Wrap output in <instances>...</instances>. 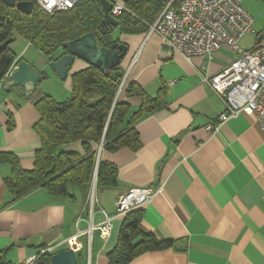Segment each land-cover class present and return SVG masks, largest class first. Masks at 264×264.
<instances>
[{"label":"crops","instance_id":"crops-1","mask_svg":"<svg viewBox=\"0 0 264 264\" xmlns=\"http://www.w3.org/2000/svg\"><path fill=\"white\" fill-rule=\"evenodd\" d=\"M18 39L9 50L34 71H43L45 84L58 89L65 82L71 92V76L87 64L75 60L61 81L47 68L49 59L39 58L35 47ZM112 39L127 46L120 64L127 80L151 97L163 90L166 104L135 125L138 151H99L98 158L117 167L118 182L114 188L97 189L93 206L82 200L77 188L70 191L74 201L42 189L13 201L6 188L11 169L1 164L0 264H26L55 245L59 247L54 252L72 250L77 264H109L107 254L116 247L124 220L115 215L116 199L133 188L158 187L153 200L138 209L140 229L172 245L128 264H264V133L255 118L245 114L206 130L217 122L224 105L202 78L220 72L235 55L221 49L211 60L197 56L187 61L155 33L118 31ZM21 93H6L0 85V153L13 155L28 171L40 148L33 129L39 119L34 102L49 94L44 84L29 97ZM120 100L132 110L141 104L139 97L124 94ZM61 149L83 154L80 143ZM104 216L112 219L108 234L100 229Z\"/></svg>","mask_w":264,"mask_h":264},{"label":"trees","instance_id":"trees-1","mask_svg":"<svg viewBox=\"0 0 264 264\" xmlns=\"http://www.w3.org/2000/svg\"><path fill=\"white\" fill-rule=\"evenodd\" d=\"M15 2H30L33 9L30 14H22L0 0V17H4L0 27V45L18 37L51 61L62 56L64 43L88 33L96 36L99 47L119 43L111 37L114 28L103 29L101 26V0H80L73 8L54 14L40 9L36 0ZM169 2L129 0L124 3L127 11L116 18V29L123 35L148 32ZM179 2L175 0L174 4ZM70 79L69 99L59 102L44 95L34 102L39 119L33 129L40 148L35 152L33 168L25 171L13 155L0 153V165L7 164L11 169L12 176L6 180V188L13 201L38 189L50 196L74 201L75 196L70 193L72 188H77L82 200L86 201L94 177L97 189L116 187L118 169L98 158V147L102 144L101 149L110 153L122 149L138 151L141 145L135 125L166 104L163 90L151 97L136 82L126 79L120 95L141 99L139 107L132 110L128 103L120 100L121 96L115 100L120 79L113 81L88 65ZM76 143L81 144L83 154L61 149ZM141 214L140 210H135L124 216L116 247L107 254L109 264H128L143 253L172 245L171 240L159 241L152 234L142 232ZM54 253L39 255L34 264H49ZM75 256L77 260L78 256Z\"/></svg>","mask_w":264,"mask_h":264},{"label":"built area","instance_id":"built-area-1","mask_svg":"<svg viewBox=\"0 0 264 264\" xmlns=\"http://www.w3.org/2000/svg\"><path fill=\"white\" fill-rule=\"evenodd\" d=\"M37 5L47 14L67 11L80 0H36ZM113 7L110 15L119 17L127 9L120 0H110ZM170 0L148 34H158L167 49L178 53L187 61L202 56L213 59L216 52L225 49L235 55L234 59L220 72L203 77L215 95L222 101L224 111L218 115L217 122L206 130H217L227 120L240 114L253 116L264 133V34L253 30L254 20L242 7V0H180L174 4ZM255 35L252 48L244 49L239 40ZM260 38V40H258ZM15 70L10 67L4 78L8 80ZM127 76V75H126ZM126 76L120 80L115 100L121 94ZM102 146V144L100 145ZM96 180L93 178L86 204L96 203ZM160 187L133 188L120 195L115 201V215L125 216L148 204L159 193ZM111 218L104 216L100 229L108 234ZM92 226L87 231L91 243ZM59 245L42 249L41 254L52 253ZM36 257L26 264H34Z\"/></svg>","mask_w":264,"mask_h":264},{"label":"water","instance_id":"water-1","mask_svg":"<svg viewBox=\"0 0 264 264\" xmlns=\"http://www.w3.org/2000/svg\"><path fill=\"white\" fill-rule=\"evenodd\" d=\"M7 7L16 8L22 14H30L33 5L30 2H15V0H1ZM127 3L129 0H120ZM103 9V20L101 26L103 29L117 28L118 22L110 15L113 4L110 0H101ZM4 17H0V27ZM260 40V38H258ZM13 43L9 39L0 45V85L6 93H18L22 91L23 97H29L37 88L38 84L46 79L42 72H36L27 62L20 60L15 53H12L8 46ZM63 54L57 60H51L47 68L52 71L59 80L65 81L68 76V70L79 60L94 67L111 80H123L126 73L120 68V64L127 53V46L114 43L109 47H99L96 36L88 33L80 38L62 45ZM15 67L10 78L6 80L4 75L9 68ZM20 94V95H21ZM101 150V146L98 148ZM49 264H77L75 254L70 249H63L51 254Z\"/></svg>","mask_w":264,"mask_h":264},{"label":"rangeland","instance_id":"rangeland-1","mask_svg":"<svg viewBox=\"0 0 264 264\" xmlns=\"http://www.w3.org/2000/svg\"><path fill=\"white\" fill-rule=\"evenodd\" d=\"M242 7L244 8L246 12H248L252 16L254 20V26H253L254 32L256 34H260V33L264 34L263 32L264 31V3L262 2V0H242ZM117 35H118V29L113 30L111 37L116 38ZM18 40L21 42L20 39ZM254 43H255V35L251 34V35L243 37L240 40L239 45L244 49H250L253 47ZM33 50L35 49L33 48ZM38 56L40 58L42 57V54ZM47 82L48 81H41L39 83V87L42 84H44V86L47 87L48 89L49 96L53 97L56 101L62 102L70 98V90L65 89L63 86L65 82L59 83L60 87L58 89L54 87L53 84L51 83L45 84Z\"/></svg>","mask_w":264,"mask_h":264},{"label":"flooded vegetation","instance_id":"flooded-vegetation-1","mask_svg":"<svg viewBox=\"0 0 264 264\" xmlns=\"http://www.w3.org/2000/svg\"><path fill=\"white\" fill-rule=\"evenodd\" d=\"M127 79V78H126Z\"/></svg>","mask_w":264,"mask_h":264}]
</instances>
